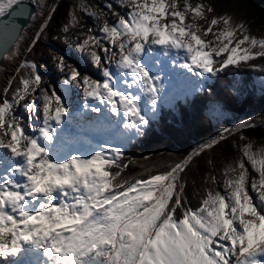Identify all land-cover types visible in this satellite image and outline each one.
Returning a JSON list of instances; mask_svg holds the SVG:
<instances>
[{"label":"snow or ice","instance_id":"1","mask_svg":"<svg viewBox=\"0 0 264 264\" xmlns=\"http://www.w3.org/2000/svg\"><path fill=\"white\" fill-rule=\"evenodd\" d=\"M116 3L123 14L105 3L114 21L78 37L72 51L79 66L66 62L67 52H52L63 91L44 80L35 60H24L0 93V264H264V147L243 134L253 121L223 128L162 171L140 164L142 172L125 175L136 161L124 163L121 146L146 134L162 102L170 109L195 104L204 81L264 58V37L211 3ZM26 7L0 0V58L16 56L2 38L18 41L15 19L35 17ZM57 10L50 5L29 52ZM69 30L61 29L65 44ZM169 61L184 70L179 87H166L160 74ZM229 89L230 96L211 102L214 110L245 102L242 88ZM74 91L83 98L75 113ZM233 132L240 133L238 156L220 176H205L192 206L186 176L194 161Z\"/></svg>","mask_w":264,"mask_h":264},{"label":"trees","instance_id":"2","mask_svg":"<svg viewBox=\"0 0 264 264\" xmlns=\"http://www.w3.org/2000/svg\"><path fill=\"white\" fill-rule=\"evenodd\" d=\"M55 4L58 6V10L54 14V19L35 49L25 52L23 61L35 60L38 65L46 64L50 67L53 65L51 47L63 45L61 29L65 24L68 25L70 8L73 3L72 0H56ZM263 19L264 9L258 7L252 10L244 22L246 21V25H252ZM253 63L256 67L251 66ZM241 64L242 67L239 69L230 66L226 74L213 78L204 87L205 90L200 94L199 102L177 105L169 115L160 114L158 121L152 122L146 134L133 140L124 150V163L129 160L136 161L134 164H129L125 175L135 176L142 172L140 164L152 167L154 172L165 170L170 164L190 153L196 145L213 136L215 130L204 113L206 102L216 100L220 96H230L229 85L236 84L237 87L242 88V99L245 102L232 104L227 108L228 110L240 113L246 105L256 100L252 83L255 78L264 74V58L256 57L253 61L241 62ZM9 96H11V92H9ZM262 99L261 102H264V97ZM243 134L251 138L255 144H259L264 139V118L254 128L245 130ZM239 136L240 133L233 132L228 143L221 144L214 151H208L203 158L194 161L186 176L187 196L191 200L192 206H197L201 199L205 176L208 174L220 176L223 166L231 163L232 157L238 156L237 146L241 143ZM209 187L214 186L209 185Z\"/></svg>","mask_w":264,"mask_h":264},{"label":"rangeland","instance_id":"3","mask_svg":"<svg viewBox=\"0 0 264 264\" xmlns=\"http://www.w3.org/2000/svg\"><path fill=\"white\" fill-rule=\"evenodd\" d=\"M27 1H30V0H27ZM43 2L45 4L44 8H40L37 5L33 4L35 9H38L39 17H43L44 14H46L49 11L50 5L55 3L56 0H43ZM191 2L194 4L197 2H203L205 4L211 3L216 8V13L221 14V15L227 14L233 18L234 23H239V22L244 23L252 35L257 36V37H264V19L261 21H257L255 24H252V25H246V21L244 22V20L248 18V15L252 13L253 9L258 8V7L260 9H264V0H191ZM72 3H73L72 7L70 8V19L68 21V27L70 29L69 32L67 33L68 43L67 44L63 43V39L65 35L63 33L61 35L63 45L60 47L52 46L51 52L55 51L57 54H60V55H63L67 52L68 55L66 56V62L71 65L79 66L77 64L79 60V53L72 51V49L78 43V37H80L81 39L83 38L82 36H80V34L85 32L89 27H99L105 19H107L109 23H112L114 21V17L108 12V9L105 8V3H112L113 8L117 12H120L121 14H123L124 10L119 7L118 3H116V0H72ZM93 13L95 14V16H93ZM96 17H98V19H96ZM199 23L204 24L206 22L201 20L199 21ZM29 46L25 50V52L29 49ZM23 56H22L21 62H23ZM84 67L89 71L90 75L94 76V78L98 75L95 73V70L92 69L90 65L88 66L87 64H85ZM40 71L45 81L50 82L52 85L57 87V89L63 91V86L60 83H58V80L60 78V73L54 67V61L51 67L46 64L40 65ZM14 73H15V70L12 73V75ZM12 75L9 77V79L12 77ZM175 78H176V73H174L173 71L168 74V80L169 81L171 80L173 84H174ZM212 79L213 78L207 81H204L203 82L204 87L208 83H210ZM253 83H252V86L254 88L256 100L246 105L244 107V110L240 113L232 112L228 109H225L224 111L229 112L230 114L235 115V116H241L247 113L253 106H263L264 107V102H261V100H263L262 98L264 97V74L255 78ZM42 87H48V83L43 84ZM75 94L76 92L75 93L73 92L72 95L75 96ZM77 95L78 94H76V96ZM80 102L81 101L78 98L77 99L73 98L72 110L76 106H79ZM211 102L212 101L206 102V109L204 113L209 119V121L211 122V125L213 129L215 130V134L211 136L210 138L204 140L202 143L209 141L213 137H216L217 134L223 128H228V122L220 119V115L218 111L214 110L215 106ZM183 104H187V103H185L184 101H180L178 105H183ZM175 108L170 109L167 104L162 102V107H161V111L159 113L158 118H160V114L169 115L173 110H175ZM88 115L89 117H91L94 114L89 113ZM158 118L155 119L153 122L158 121ZM263 118H264V111L263 112L257 111L254 113V116L251 117L249 120L253 121L254 125H256ZM135 139L136 138L134 137L131 140V142ZM131 142H126L121 146L123 147L124 150H126L128 145ZM202 143L196 145L195 148H197ZM256 146L264 147V139L261 140L259 144H256ZM246 166L249 167V171L252 172L253 175H256V173L253 172V170L251 169L249 165L246 164Z\"/></svg>","mask_w":264,"mask_h":264},{"label":"bare ground","instance_id":"4","mask_svg":"<svg viewBox=\"0 0 264 264\" xmlns=\"http://www.w3.org/2000/svg\"><path fill=\"white\" fill-rule=\"evenodd\" d=\"M33 13L35 14V17L31 15L29 21L27 22V24L21 31L18 41L13 43L12 46L9 48L10 52L13 50L16 51V56L12 57L11 59H3V58L0 59V93L3 92V88L5 87L7 80L14 72L16 66H18L19 63H21L22 56L25 50L31 44V41L34 38V34L39 30V26L41 25L43 19H45L46 14H47V13L44 14L43 17H39L38 9H35ZM166 63H167V70L163 73H160L165 80L166 87L168 88H171L173 86L179 87V85L176 83V78L174 79V84L171 80L170 81L168 80V74L173 71L174 73H176V77L182 76L184 73V70L171 65L170 61ZM76 94L75 96L72 95V103H73V98L75 99L78 98L81 102L79 106H76V107L74 106L75 108L72 110L73 113L79 111L83 105L82 94L81 95L78 94L77 96ZM257 111L263 112L264 107L263 106H253L247 113L241 116H235L226 111H223V112L218 111V113L220 115V119L228 122V128L232 129L234 128L235 125L239 124L241 121L249 120L251 117L254 116V113ZM98 142H102V140H99Z\"/></svg>","mask_w":264,"mask_h":264},{"label":"water","instance_id":"5","mask_svg":"<svg viewBox=\"0 0 264 264\" xmlns=\"http://www.w3.org/2000/svg\"><path fill=\"white\" fill-rule=\"evenodd\" d=\"M24 3L27 5L25 11L26 12H30V13H33L34 10H35V7L34 5L30 2V1H27V0H24ZM31 15H25V16H20V17H17L15 19V23L16 25L19 27L20 29V33L21 31L23 30V28L25 27V25L27 24V22L29 21ZM3 42L6 46H12V44L14 43L13 42V38L8 36V35H5L3 38ZM9 47V48H10ZM1 59V58H0Z\"/></svg>","mask_w":264,"mask_h":264}]
</instances>
